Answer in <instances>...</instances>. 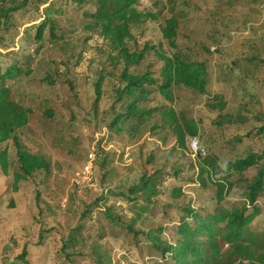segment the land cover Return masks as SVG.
Wrapping results in <instances>:
<instances>
[{
	"label": "rangeland",
	"instance_id": "obj_1",
	"mask_svg": "<svg viewBox=\"0 0 264 264\" xmlns=\"http://www.w3.org/2000/svg\"><path fill=\"white\" fill-rule=\"evenodd\" d=\"M166 7L164 0H140L139 11L158 13L160 18L132 30V35L138 49L146 42L161 44L167 56L179 54L206 63L207 93L195 95L176 87L171 104L197 123L198 136L186 138L184 149H179L172 133L149 131L152 124L135 140L110 135L107 124L112 118L113 87L119 85L120 70L106 62L107 47L102 39L92 42L95 35L84 29L86 21L81 14L70 11L71 20L63 25L65 42L47 47L34 62L32 75L13 83L19 101L33 110L18 137L28 152L44 155L50 169L47 175L38 172L21 182L14 192L15 149L11 142L1 146L8 150L10 170L7 176L0 172V264H19L16 258L24 251L29 264H63L65 259L59 253L62 242L81 220L86 222L82 235L86 246L80 253H90L97 234L104 230L107 235L99 244L111 264H153L143 236L133 240L132 234L110 226L105 219L107 207L124 223L138 215L137 208L131 209L115 195H126L145 171L151 175L180 167L181 180H162L159 195L153 200L155 210L141 213L134 231L169 227L177 222L180 208L211 210L214 206L213 191L202 190L190 181L198 158L215 156L224 165L246 150L264 148V136L236 142L252 128L261 127L260 120H264V65L249 61H264V0H176L181 26L176 49L161 38L162 20L169 17ZM12 43L16 48L24 45L19 39ZM148 65L158 70L163 64L148 53L140 68L132 72L142 73ZM101 73L105 81L94 105V87ZM213 96L225 102L222 112L210 107ZM156 99L157 105H170ZM44 101L47 104L39 106ZM46 108L52 109V117L44 115ZM219 114L240 115L242 122L219 126L223 117L219 119ZM192 139L205 151L202 157L192 155ZM89 154L95 157L92 181L79 187L76 183ZM103 159L108 163L105 167L100 166ZM172 189H180L181 196H172ZM260 205H264V196ZM89 209L92 214L82 218ZM73 262L87 264L79 258Z\"/></svg>",
	"mask_w": 264,
	"mask_h": 264
},
{
	"label": "trees",
	"instance_id": "obj_2",
	"mask_svg": "<svg viewBox=\"0 0 264 264\" xmlns=\"http://www.w3.org/2000/svg\"><path fill=\"white\" fill-rule=\"evenodd\" d=\"M176 0H164L169 17L161 24V38L172 49L177 48L181 30L179 16L174 7ZM140 0H0V172L7 176L10 170L8 150L1 148L9 142L15 149L17 166L12 174V189L17 192L21 182L28 181L38 172L48 174L50 163L40 153H30L22 145L18 133L24 129L33 115L30 107L17 98L13 83L16 79L28 78L33 73V64L47 47H57L66 40L64 24H69L68 13H80L86 21L84 29L99 36L106 44V62L119 68V85L113 87L114 101L110 106L112 118L107 124L110 135L135 140L146 128L154 134L172 133L175 148L184 149L186 138L199 134L197 123L186 113L171 106L174 103V89L182 87L195 95H205L208 88V69L205 62L187 59L183 55L167 56L162 45L144 43L138 49L132 30L139 29L147 21H157L158 13L142 12L137 8ZM93 8L92 10L89 8ZM24 19L28 23H24ZM22 30V31H21ZM24 41L22 47H15L13 41ZM133 43V46L129 44ZM148 53L157 57L163 65L152 70L148 65L142 73H133L145 61ZM249 61L264 65V61L250 58ZM105 76L98 77L94 91L97 105ZM161 98L170 105L155 104ZM47 104L45 101L39 106ZM212 109L222 112L225 102L213 96ZM44 115L52 117V109L46 108ZM218 122L233 124L242 122L241 116L219 114ZM259 128H252L245 138L264 136V120ZM201 156V155H199ZM202 157V156H201ZM149 160H151L149 158ZM150 162V161H149ZM108 163L103 159L100 166ZM197 171L190 181L202 190L213 191L214 206L211 210L179 209L176 223L169 227L157 226L147 231H134L140 214L155 210L153 200L159 195L163 179L181 180L180 167L165 171H154L141 177L117 198L125 201L137 214L129 223L111 213L110 207L104 217L110 226H119L137 240L143 236L147 241L153 264H264V148L246 150L239 158L224 165L215 156H205L196 161ZM94 168V167H93ZM171 195L181 196L180 189H172ZM230 199L232 202H229ZM105 203V201H103ZM118 202V201H117ZM92 210L82 218L91 215ZM166 221L170 219L166 215ZM86 222L82 220L70 231L62 242L60 255L63 264H75L79 258L87 264H111L110 258L99 242L107 233L101 230L91 245L90 253L82 254L85 248L82 237ZM113 233V230H110ZM73 251H77L72 254ZM25 251L16 259L19 264H29ZM10 264H16L14 262Z\"/></svg>",
	"mask_w": 264,
	"mask_h": 264
},
{
	"label": "built area",
	"instance_id": "obj_3",
	"mask_svg": "<svg viewBox=\"0 0 264 264\" xmlns=\"http://www.w3.org/2000/svg\"><path fill=\"white\" fill-rule=\"evenodd\" d=\"M100 40H101V38L97 35H95L92 38V42H96V41H100ZM190 148H191L193 156L203 155L205 153V151L203 149H201L200 147L197 146V142L195 139H192L190 141ZM94 160H95V157L92 154H89L87 157V161L84 164V167L82 170V176H81L80 180H78L76 183L79 187H82L85 185L88 186L89 184H91L92 177H93Z\"/></svg>",
	"mask_w": 264,
	"mask_h": 264
}]
</instances>
